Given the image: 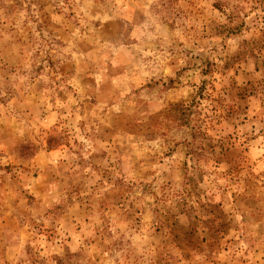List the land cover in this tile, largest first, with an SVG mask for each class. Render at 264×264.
<instances>
[{
  "label": "rangeland",
  "instance_id": "374dc122",
  "mask_svg": "<svg viewBox=\"0 0 264 264\" xmlns=\"http://www.w3.org/2000/svg\"><path fill=\"white\" fill-rule=\"evenodd\" d=\"M0 264H264V0H0Z\"/></svg>",
  "mask_w": 264,
  "mask_h": 264
}]
</instances>
